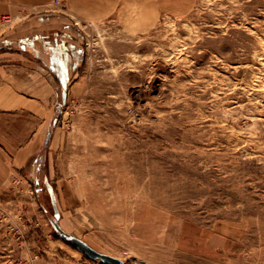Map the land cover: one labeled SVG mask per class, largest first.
Instances as JSON below:
<instances>
[{"label":"rangeland","instance_id":"rangeland-1","mask_svg":"<svg viewBox=\"0 0 264 264\" xmlns=\"http://www.w3.org/2000/svg\"><path fill=\"white\" fill-rule=\"evenodd\" d=\"M5 61L44 102L0 109V264H107L54 221L124 264H264V0H0Z\"/></svg>","mask_w":264,"mask_h":264},{"label":"crops","instance_id":"crops-1","mask_svg":"<svg viewBox=\"0 0 264 264\" xmlns=\"http://www.w3.org/2000/svg\"><path fill=\"white\" fill-rule=\"evenodd\" d=\"M36 20L43 21V23H47L52 20L50 18L38 17ZM40 40L36 43L35 48L32 47V52L35 61L44 63L48 65L49 68L53 69L56 73L58 68L62 69L63 74L65 76H69L70 67L68 59L65 57V48L58 49L57 42L51 43L50 41H46L44 38L39 37ZM27 48V47H25ZM47 59V60H46ZM12 61H5L0 64V109L3 110H20L24 113L35 112L37 107H39V103L44 102L43 96L38 95L37 99L29 98L25 89H18V85L16 83L17 79L14 75L8 73V67L12 65ZM21 65L25 67H29L27 63H21ZM30 65V64H29ZM38 66V65H37ZM6 67V69H5ZM38 70L40 69L39 67ZM37 113V112H36ZM38 116H41V113H37ZM30 118L31 114L28 115ZM34 120V119H33Z\"/></svg>","mask_w":264,"mask_h":264},{"label":"water","instance_id":"water-1","mask_svg":"<svg viewBox=\"0 0 264 264\" xmlns=\"http://www.w3.org/2000/svg\"><path fill=\"white\" fill-rule=\"evenodd\" d=\"M54 225H55L56 229L58 230L59 234L61 236H63L64 239L72 242L75 246H77L82 251H85L87 253H92L93 252V254L95 256H101L104 259L105 263H107V264H124L122 261H120L117 258L108 256V255L106 256V255L99 254V253L93 251V249L91 250L90 248L84 246L78 240H72V237L70 236V234H68L67 232H65L64 230H62V228L59 226V224L56 221H54Z\"/></svg>","mask_w":264,"mask_h":264},{"label":"bare ground","instance_id":"bare-ground-1","mask_svg":"<svg viewBox=\"0 0 264 264\" xmlns=\"http://www.w3.org/2000/svg\"><path fill=\"white\" fill-rule=\"evenodd\" d=\"M152 85V84H151ZM149 87H150V85H149ZM155 86L154 85H152L151 86V89L152 88H154ZM145 91V89H142V88H139L137 91H136V98H137V100H141L142 99V97H143V95H144V92ZM151 91V90H150Z\"/></svg>","mask_w":264,"mask_h":264}]
</instances>
